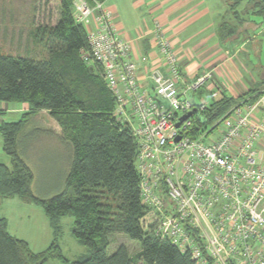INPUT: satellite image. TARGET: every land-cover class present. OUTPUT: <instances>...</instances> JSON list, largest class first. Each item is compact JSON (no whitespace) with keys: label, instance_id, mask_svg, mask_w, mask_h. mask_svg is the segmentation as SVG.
Returning a JSON list of instances; mask_svg holds the SVG:
<instances>
[{"label":"built area","instance_id":"built-area-1","mask_svg":"<svg viewBox=\"0 0 264 264\" xmlns=\"http://www.w3.org/2000/svg\"><path fill=\"white\" fill-rule=\"evenodd\" d=\"M73 17L77 24L96 25L83 59L101 67L117 103L115 117L138 142L142 230L171 241L197 264H264V165L255 151L264 139V123L255 118L264 98L239 103L207 130L210 103L195 104L180 94L179 59L163 34L158 41L166 74L150 71V93L141 87L130 43L103 3L76 0ZM207 78L190 89L197 91ZM188 113L193 116L177 129ZM197 121L202 127L196 128Z\"/></svg>","mask_w":264,"mask_h":264},{"label":"trees","instance_id":"trees-1","mask_svg":"<svg viewBox=\"0 0 264 264\" xmlns=\"http://www.w3.org/2000/svg\"><path fill=\"white\" fill-rule=\"evenodd\" d=\"M75 1L47 0L59 6V20L37 34L34 43L43 51L38 58L0 52V102L29 106L20 121L0 125L3 151L11 161L10 167L0 164V199L18 197L40 206L53 234L51 245L36 253L28 242L13 237L7 220L0 218V264H48L53 260L63 264H197L171 241L146 233L140 226L146 211L136 166L138 142L131 127L115 117L117 103L101 76V67L83 59L90 44L86 27L74 20ZM255 5L261 8L257 14L263 16L264 26V6ZM225 26L222 39L228 37ZM246 95L264 96V91ZM242 98L225 97L210 103L205 113L208 122L226 115ZM42 111L58 123L73 153L66 188L50 200L33 194L35 175L19 153L20 135L34 114ZM198 127H202L199 121ZM66 217L74 219L75 240L90 250L77 261L67 259L60 246L61 220ZM116 234L139 241L141 251L131 257L120 246L108 254L109 238Z\"/></svg>","mask_w":264,"mask_h":264},{"label":"crops","instance_id":"crops-1","mask_svg":"<svg viewBox=\"0 0 264 264\" xmlns=\"http://www.w3.org/2000/svg\"><path fill=\"white\" fill-rule=\"evenodd\" d=\"M250 2L252 0H219L216 2L211 0H107L103 5L105 9L112 12L113 23L119 36L131 45L132 58L138 63L141 87L153 93L150 71L158 68L166 74L165 57L158 41V35L163 34L179 59L181 70V80L178 83L179 92L197 104L204 99H210L212 103L221 101L225 97L235 100L245 97L242 99L248 100L256 96L246 95L250 91L256 89L260 90V93L264 91V88H256L261 81L264 83V65L251 61L250 53L245 54L244 59L240 58L242 51H247L246 48L254 44L259 28L258 24H253L250 19L249 15L257 12L256 6L250 7ZM243 10H245L244 14L249 16L244 24L239 17ZM230 13L236 20L229 17ZM225 24L224 33L228 37L222 39L220 33ZM85 27L88 34L96 29L94 23ZM1 32L0 28V39L5 45L9 43L12 47L15 45L20 54H31V39L28 49L24 47L22 51L19 49L20 44L15 43L12 38L6 41ZM250 32H256L254 37L248 35ZM254 46V54L258 55L259 47ZM2 49L1 46L0 52ZM143 57H147L149 63H143ZM246 60H249L248 64ZM207 76V81L197 91L190 89L198 79ZM203 88L206 89L205 92H201ZM20 106L22 107L10 108L7 103L0 102V125L4 123L1 120L2 115L10 111L22 113V116L29 112L27 104H20ZM256 120L264 123V120ZM0 138V164L10 167V158L6 157L3 151L1 133ZM255 151L257 163L264 165V139L256 145ZM2 211L3 209L1 213ZM0 218L7 220L8 232L13 237L28 242L32 249L30 240L18 235L17 231L12 229L8 213L0 214Z\"/></svg>","mask_w":264,"mask_h":264},{"label":"rangeland","instance_id":"rangeland-1","mask_svg":"<svg viewBox=\"0 0 264 264\" xmlns=\"http://www.w3.org/2000/svg\"><path fill=\"white\" fill-rule=\"evenodd\" d=\"M211 1L216 2L219 0ZM263 1L252 0L250 7L256 6L255 4L263 7ZM259 10L261 8H257L256 14L249 15L251 21H253L252 23L258 24L257 39L254 44L246 48L247 51H242L240 58L244 59V55L250 53L251 61L254 63L259 62V65H264V27L261 24L263 22V16L257 14ZM244 11L242 13L240 12L241 14L239 16L243 24L246 19H249V16H246ZM229 17L236 20L231 13ZM58 20L59 6L54 2L48 3L47 0H0V28L2 30L1 33L5 36V40L7 41L9 38L14 39L15 43L21 45L19 49L22 51L24 47L28 49V44L30 45L29 40L31 39L32 41V45H30L32 52L31 54L28 53L29 55H25L18 53L15 45L12 47L9 43L6 46L3 40L0 39V47H3L1 52L12 56L38 58L43 51L40 46L34 43L37 34L41 35V30L56 25ZM255 33L250 32L248 35L254 37ZM254 45L259 47L258 55L254 54ZM248 61H245L246 64H248ZM259 79L261 81V78ZM256 88H264V83L261 81ZM205 91V88L201 90V92ZM262 97L256 95L248 100L252 102ZM209 100L206 99L210 103L211 101ZM7 104L10 108L22 107L18 103ZM237 106L238 103L227 114L232 112ZM261 106L255 116L256 119L264 120V109L262 110L264 108V102ZM181 115L182 113H180ZM32 118L26 130L20 135L19 153L35 175V181L32 186L33 194L43 200H50L61 194L66 188L73 157L72 148L63 141L62 130L58 123L50 116L49 112H37ZM21 119L22 113L20 114L14 111H10L1 117V120L6 123L18 122ZM206 127L207 130H211L213 123H208ZM6 157L8 156L6 155ZM2 209L3 211L1 213ZM6 213L11 218L12 229H15L18 235L28 238L32 244V249L37 252H42L51 245L53 240L52 230L49 220L40 206L27 204L18 197L14 199H0V214ZM73 225L74 219L71 217H66L61 220L62 235L60 238V246L67 259L77 261L84 256H88L90 250L75 240L72 235ZM120 246H125L131 257L136 256L141 251L139 241L132 240L124 234H116L109 238L108 254H113ZM48 264L63 263L53 260Z\"/></svg>","mask_w":264,"mask_h":264},{"label":"water","instance_id":"water-1","mask_svg":"<svg viewBox=\"0 0 264 264\" xmlns=\"http://www.w3.org/2000/svg\"><path fill=\"white\" fill-rule=\"evenodd\" d=\"M196 113H197V112H196ZM192 116H193V113H188V114L184 115L180 120L177 121V123H176V128L179 129L180 126L182 125V123H183L184 121H186L187 119H189L190 117H192ZM202 121H203V122H206L204 119H202Z\"/></svg>","mask_w":264,"mask_h":264}]
</instances>
